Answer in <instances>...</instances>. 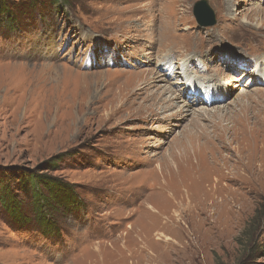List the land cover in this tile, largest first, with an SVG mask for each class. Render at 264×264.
Segmentation results:
<instances>
[{"label":"rangeland","instance_id":"374dc122","mask_svg":"<svg viewBox=\"0 0 264 264\" xmlns=\"http://www.w3.org/2000/svg\"><path fill=\"white\" fill-rule=\"evenodd\" d=\"M200 1L0 0V264H264V0ZM21 173L70 211L37 229Z\"/></svg>","mask_w":264,"mask_h":264},{"label":"trees","instance_id":"16d2710c","mask_svg":"<svg viewBox=\"0 0 264 264\" xmlns=\"http://www.w3.org/2000/svg\"><path fill=\"white\" fill-rule=\"evenodd\" d=\"M5 8V5L0 3V15ZM13 175L14 173L12 171L6 170L5 168L4 170L2 169L0 171V204L3 205L5 211L9 213V215H17L16 219H18L21 217V214H24V211L22 204L18 199L19 195H15L14 191H11L9 187L10 182H15ZM16 177L21 178H16L21 187H26V182H30L29 190L34 199V206L32 208L31 214L34 215L36 220L39 221L37 229H45L46 227H50V224L48 225V223L55 221L54 216H58L62 213L64 214L65 212L67 213L70 211V203L66 204L64 200L59 197V195H56L57 193L51 187L47 189L48 192H45L44 188L40 187L42 183L47 181L44 176L41 177L39 174L21 173ZM32 180L34 183H31ZM50 180L52 179H48V181ZM26 189L27 188H25V190ZM70 200L72 201V199ZM46 216L49 218L47 221L45 220ZM48 231L50 232V230Z\"/></svg>","mask_w":264,"mask_h":264},{"label":"bare ground","instance_id":"6f19581e","mask_svg":"<svg viewBox=\"0 0 264 264\" xmlns=\"http://www.w3.org/2000/svg\"><path fill=\"white\" fill-rule=\"evenodd\" d=\"M258 9V12H260V8L258 7L257 8ZM165 28H167L168 30H172V29H174V28H176V24H174V22H168V24L166 25V27ZM162 33V32H161ZM172 33V32H171ZM161 35V34H160ZM198 43H202L201 41H198V42H195V41H193V40H190V41H188V43L185 45V46H187V47H189V49L188 50H191V48L193 47V46H195V45H197ZM167 55H172V54H170V53H167ZM189 54H186V55H184V57H187ZM194 56V55H193ZM166 58H169V59H171V61H172V63H177V62H179V64H178V77L179 78H181L180 76H182V78H181V80L179 81V82H184V86H182V87H179V89H177V90H180V89H184V92L183 91H181L182 92V94H183V96H189V94H190V96L192 95V96H200L201 95V97H202V102L203 103H205V104H207V105H211L212 103H214V102H216L217 101V99L221 96V94H222V96H224V92H219V90L217 89H213V90H207V91H202L200 88H198L197 87V83H199V82H201L200 81V79L197 77V76H195V75H190L191 73H189V67L191 66V64H190V61H189V58H191V56H188L186 59L185 58H179L178 60H173V58L174 57H172V56H166ZM160 66V65H159ZM180 66H182V67H180ZM169 67H171V65L169 66ZM160 68H161V66H160ZM162 74H164V76H166L165 75V70L164 69H162L161 71H160ZM167 77V76H166ZM168 80L170 79L169 77L167 78ZM170 81V80H169ZM262 81H264V77L262 78ZM202 82H204V81H202ZM203 84V83H202ZM181 85V84H180ZM204 85H205V83H204ZM248 94V93H247ZM246 96V93H242L240 96H239V99L240 98H243V97H245ZM198 101V100H197ZM204 112H205V110H204ZM179 113V112H178ZM177 113V114H178ZM199 114H200V116L203 114V113H201V112H199ZM206 114V113H205ZM210 114H211V112H210ZM178 141V140H177ZM171 156V155H170ZM170 158V157H169ZM173 162V161H172ZM163 165V164H162ZM167 165V164H166ZM161 168V167H160ZM170 170H171V168H170ZM153 171V170H152ZM161 177V176H160ZM166 179V178H165ZM167 186V185H166ZM155 192V191H154ZM152 195V194H151ZM149 198V197H148ZM177 202V201H176ZM184 207V206H183ZM155 208V207H154ZM153 209V208H152ZM184 211V210H183ZM154 212H157V211H154ZM178 213V212H177ZM187 214V213H186ZM187 218V217H186ZM179 219V218H178ZM181 221V220H180ZM173 223V222H172ZM159 234V233H158ZM163 235H165L166 233H162ZM167 235V234H166ZM165 235V236H166ZM168 236H166V237H163L162 239H160V241H162V242H164L165 243V241H168L169 239L167 238ZM166 253H164V255H165ZM165 257V256H164ZM168 258V257H167ZM149 262V261H148ZM138 264H140V263H138Z\"/></svg>","mask_w":264,"mask_h":264},{"label":"water","instance_id":"95a60500","mask_svg":"<svg viewBox=\"0 0 264 264\" xmlns=\"http://www.w3.org/2000/svg\"><path fill=\"white\" fill-rule=\"evenodd\" d=\"M195 12L203 26H210L216 22L213 9L209 6L208 0H202L196 4Z\"/></svg>","mask_w":264,"mask_h":264}]
</instances>
